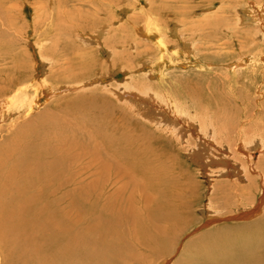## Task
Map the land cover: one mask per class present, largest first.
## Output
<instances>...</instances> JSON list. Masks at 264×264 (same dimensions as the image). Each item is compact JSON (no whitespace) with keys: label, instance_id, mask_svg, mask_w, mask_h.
Wrapping results in <instances>:
<instances>
[{"label":"rangeland","instance_id":"374dc122","mask_svg":"<svg viewBox=\"0 0 264 264\" xmlns=\"http://www.w3.org/2000/svg\"><path fill=\"white\" fill-rule=\"evenodd\" d=\"M247 6H251L248 10L260 8L264 0H0V71L10 68L14 72L7 85L0 84V91L5 87H23L30 97L37 96L38 100L32 109L21 110L0 127V154L13 145L16 147L18 142L22 144L32 132L40 133L62 123L86 121L102 136L122 138L129 143L132 139L145 140L149 147L155 145L157 137L162 140L167 135L171 139L165 142V163L186 191L188 210L170 239L171 244L168 243L172 255L166 262L176 261L184 246L190 248L191 256L196 247H200L197 249L201 256H212L222 235L234 234V227L244 222L219 221L200 229L210 220L204 216L205 206H211L220 220L228 219L248 204L258 205L264 196V184L255 181L254 194L244 190L247 195L242 199L240 190L248 183L228 147L217 148L194 128L193 135L187 133L194 139L192 144L176 141L173 132L166 131L167 112L164 121H157V110L134 106L126 97L119 96L117 90L118 86L141 91L150 88L191 118L203 119L206 130L220 144L228 143L235 154L256 162L262 147L259 140L245 150L241 142L264 138V17L260 18L261 26L259 18L249 26H240L239 14ZM110 23L109 38L105 37L103 43L91 41L97 28ZM173 26L192 45L194 56L189 58L174 50L178 39L169 34ZM137 28L149 39L135 37ZM157 34L161 37L156 44ZM56 41L57 52L50 55V46ZM134 44L137 46L133 47ZM110 51L114 53L112 58ZM144 58L152 59L155 68L152 78L141 68L140 60ZM238 60L245 64L239 70L224 69L225 64ZM121 67L134 69V74L133 80L118 85L111 75L114 77ZM46 82L71 90L51 99L43 98ZM197 136L205 151H212V157L221 155L229 166L205 167L203 161L188 155ZM141 151L139 146L138 152ZM242 167L257 178L254 163L245 159ZM220 169L225 173L218 176ZM201 235L211 237L201 242V246L195 245Z\"/></svg>","mask_w":264,"mask_h":264},{"label":"bare ground","instance_id":"6f19581e","mask_svg":"<svg viewBox=\"0 0 264 264\" xmlns=\"http://www.w3.org/2000/svg\"><path fill=\"white\" fill-rule=\"evenodd\" d=\"M251 6L239 14L237 23L240 26H249L256 18L264 17V6L248 10ZM261 23L262 19L260 26ZM111 24L99 26L91 35V41L103 43ZM173 28L169 34L178 39L174 50L189 58L194 56L192 45L182 38L175 26ZM134 36L149 39L138 28ZM160 37L158 34L155 37L156 44ZM58 45L57 41L52 43L48 53L56 54ZM113 54L110 51L109 56L112 58ZM151 60H140L148 78H152L155 70ZM243 65L240 60L232 61L225 64L224 69L235 72ZM133 71L121 67L111 78L120 85L132 79ZM13 73L10 68L0 71V84L7 85ZM98 79L106 80L107 77ZM43 85V98L51 99L71 90V87H58L49 82ZM118 88L119 96L126 97L125 100L132 105L157 110V121H164L167 112L169 125H165L166 131L171 130L176 141L192 144L194 139H190L187 133L193 135L194 128L201 138L210 139L217 148L228 147L232 159L241 165L248 183L240 190L242 199L247 195L244 190L254 194L255 181L260 180L264 184V138H249L241 142V148L245 150L259 140L262 147L254 162L251 157L235 154L232 145L220 144L208 132L209 129L206 130L203 119L191 118L150 88L143 91L134 87ZM36 97H30L23 87L3 88L0 91V127L21 110L32 109L38 101ZM54 126L46 130L42 128V133L32 132L22 144L18 142L16 147L13 145L12 149L0 154V264H167L166 260L172 255L168 251V243L184 222V214L188 210L186 191L165 163V142L171 138L164 135L160 140L157 137L155 145L149 147L145 140L132 139L129 143L122 138L116 140L102 136L86 121ZM194 142V148L187 154L203 161V166H229L221 155L212 157V151H205L199 137ZM238 144L234 146L238 147ZM139 146L141 152H138ZM245 159L252 165L254 163L257 178L250 175V170L249 173L244 172L242 164ZM217 172L218 176L225 173L221 169ZM138 202L140 206H137ZM240 209L238 215L220 220L211 206H205L204 216L210 220L200 229L219 221H241L244 225L234 227L235 235H222L221 243L212 256H201L197 249L200 247H196L191 256L190 248L184 249V246L172 264H264V196L258 205L248 204ZM259 212L262 214L257 218ZM210 237L199 236L195 245L201 246L200 243Z\"/></svg>","mask_w":264,"mask_h":264}]
</instances>
